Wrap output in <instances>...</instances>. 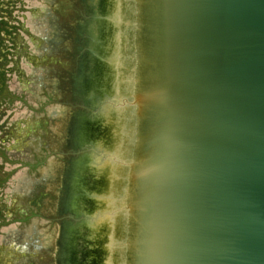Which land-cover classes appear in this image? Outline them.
Returning <instances> with one entry per match:
<instances>
[{"label": "water", "instance_id": "obj_1", "mask_svg": "<svg viewBox=\"0 0 264 264\" xmlns=\"http://www.w3.org/2000/svg\"><path fill=\"white\" fill-rule=\"evenodd\" d=\"M80 14L62 264H264V0Z\"/></svg>", "mask_w": 264, "mask_h": 264}, {"label": "rangeland", "instance_id": "obj_2", "mask_svg": "<svg viewBox=\"0 0 264 264\" xmlns=\"http://www.w3.org/2000/svg\"><path fill=\"white\" fill-rule=\"evenodd\" d=\"M80 10L86 0H0V264H58L56 255L62 264L60 204L69 193L82 52L49 59L46 41L54 35L39 32L54 30L73 49L81 37L82 26L71 32L81 24ZM29 244L32 262L25 256ZM40 255L45 263L34 259Z\"/></svg>", "mask_w": 264, "mask_h": 264}, {"label": "bare ground", "instance_id": "obj_3", "mask_svg": "<svg viewBox=\"0 0 264 264\" xmlns=\"http://www.w3.org/2000/svg\"><path fill=\"white\" fill-rule=\"evenodd\" d=\"M83 0H80V3L82 2ZM55 14H60L61 15V12H60V10H58L57 8H55V10L53 11ZM81 24L78 26V28H75L74 30H71V32L73 33V34H75L80 28H81ZM31 29L32 30H35V27L34 26H32L31 25ZM42 28V27H41ZM40 28V29H41ZM36 30H39V27H38V29H36ZM52 30V29H51ZM54 32V30H52L50 33L48 32V31H46V29L45 28H42V32H39V34H44V35H46V36H48V34H49V36H51V35H54L53 37H51L50 38V40H48V41H46L47 42V45L48 46H50V45H52L51 46V50H52V52H53V54L51 53V52H48V54L50 55V58L49 59H53V58H55V57H58L59 59H61L60 58V56H62L63 58L61 59V60H63V61H65L66 59L65 58H69V57H71L72 58V56L73 57H76V55L78 54H80L81 52H82V44H83V41H82V39H83V35H82V31L80 32V40H79V42H77L76 43V46L73 48V49H71L72 47H68L67 45L65 46V41H64V35H63V42L62 43H59V41H58V35L55 33H53ZM28 36H30L31 37V35L28 33ZM55 38H57V40H55ZM67 41V40H66ZM47 50H45V52H46ZM47 53V52H46ZM73 54V55H72ZM81 56V55H80ZM49 62V61H48ZM47 62V63H48ZM80 62H81V59H80ZM57 69H59V67H57ZM79 71H80V64H79V70H78V76H79ZM59 72H61V70L60 71H58V73ZM70 124H74V122H73V120L72 121H70ZM50 241V238L48 239V242ZM30 249V246H28V248L26 249L27 251Z\"/></svg>", "mask_w": 264, "mask_h": 264}, {"label": "flooded vegetation", "instance_id": "obj_4", "mask_svg": "<svg viewBox=\"0 0 264 264\" xmlns=\"http://www.w3.org/2000/svg\"><path fill=\"white\" fill-rule=\"evenodd\" d=\"M1 70V69H0ZM0 74H1V76H2V73H1V71H0ZM1 118V117H0ZM4 129V127H2V125H0V130H3ZM2 156H4L5 154H1ZM0 170H1V167H0ZM29 246H30V249H31V244H29ZM41 246H38V249L40 248ZM43 248V250H44V247H42ZM28 250L27 251V253H29V256H28V254L26 253L25 254V256L28 258V260L27 261H29V262H32V257H33V251H32V249L31 250ZM41 253V251H39V254ZM60 253H61V251H60ZM66 253H67V250H66ZM31 257V259L29 260V258ZM34 259H40L39 261H40V263H45L44 262V260H43V257H42V255H40V258H34ZM56 260H57V263L58 264H61V261H60V259H59V255H56Z\"/></svg>", "mask_w": 264, "mask_h": 264}]
</instances>
